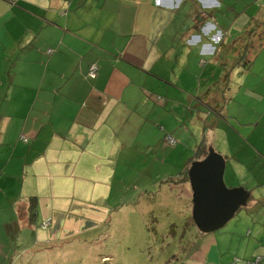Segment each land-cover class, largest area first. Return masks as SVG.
Returning <instances> with one entry per match:
<instances>
[{
	"label": "crops",
	"instance_id": "1",
	"mask_svg": "<svg viewBox=\"0 0 264 264\" xmlns=\"http://www.w3.org/2000/svg\"><path fill=\"white\" fill-rule=\"evenodd\" d=\"M230 7L228 0H0V264H65L70 247L119 236L129 199L154 214L150 196L162 192L191 209L184 225L169 222L167 264H264V132L255 135L264 121V14ZM233 32L260 42L237 64L243 99L222 111L216 151L230 187L250 198L223 229L202 233L191 221L189 169L221 134L205 120L208 103L220 100L217 85L199 71L224 66L215 43L227 47ZM150 166L158 167L153 177Z\"/></svg>",
	"mask_w": 264,
	"mask_h": 264
},
{
	"label": "rangeland",
	"instance_id": "2",
	"mask_svg": "<svg viewBox=\"0 0 264 264\" xmlns=\"http://www.w3.org/2000/svg\"><path fill=\"white\" fill-rule=\"evenodd\" d=\"M228 1L231 6V10L232 8H234L233 10H236V13H239L244 7H246L250 11H259L261 9L262 14H264V0H254L253 4L247 5L244 4V0ZM247 1L249 2V0ZM230 13L231 15L229 16V21L232 22V24L234 23L236 25H240L241 22H234L236 20V15L233 13V11H230ZM252 42H254L255 44H259L260 36H257L256 38L254 33L248 32L246 33V37L243 36L240 38L236 37V33L233 32V35L229 37L228 43H225L227 47L223 45L224 49L221 46V41L220 43H215L217 52L216 58L221 57L220 62L224 64V66L215 65L213 73L211 72V66L207 67L206 65L199 71L200 74L201 72H203L202 70L207 69L209 71L207 75L206 73H204V76H206L209 81L213 80L212 82L217 85L214 91L215 94L219 93L220 97V100L215 101L216 103L210 101L208 103V109L207 111H205V120H209V127L213 126L212 124L214 121L215 133H218L220 131L221 134L218 143L215 145L212 142L210 145V147H213L215 150H220L219 147L222 146L224 139V137L222 138L224 132L223 128L226 124L224 119L221 117L222 111H224L227 103L232 101L233 99H235L234 101L238 102L243 99V96L239 95L240 92H238L240 89V83L242 82V75L240 71H242L243 67L238 66L237 64L241 62V64L243 65V62L247 60V57H249V53H247V49L245 50L244 48H247L248 45L250 46ZM237 68L239 69L237 70ZM208 79H205L204 81L207 82ZM251 102L253 103V101ZM222 123L224 125H222ZM263 124L264 121H262L258 125V130L255 132V135H259L261 132H264ZM253 129L254 128H250L249 133L254 131ZM172 138L177 143L174 148H177L178 141L175 137ZM171 151L172 148L168 146V153L166 155H168ZM186 156L187 155L182 156L183 165L181 167L183 169H185L187 165H185V163H187ZM157 169V166L151 167L149 175H151L152 177L156 175V173L158 172ZM140 170H142V167ZM229 179L230 178L228 175L224 176L227 187L231 188L229 185L231 183ZM136 184V181L130 183L131 186H135ZM153 184L154 183L147 185L148 187L144 185V188L150 189ZM130 190L132 191V188ZM175 196L168 192H162L158 197L151 195L150 201L152 199L154 205L150 209H152V211H155L154 214L153 212L149 213L148 211H145L147 208H145L143 212L141 211V208H135L134 206H132L134 204L133 199H129V201H131V204L126 209V212L128 214H120V218L124 220V227L116 228L115 230L118 232L117 234L119 236L116 235V238H109L103 243H86L70 247L69 253L66 256L65 264H167L165 262V257L167 256V254H165L164 252L162 253V249L164 248L163 246L169 248L168 244L171 242L170 236H172L171 229L173 231L175 230V227L171 228L169 222L170 220H173L175 222L174 224L178 223L179 226L180 224L184 225L188 218L191 216V209H189V212L186 204V199L183 198L186 195L182 196L183 200H179ZM148 197L149 196L141 199L140 202L143 204L145 199H147ZM136 200L138 201L139 198H136ZM167 210L168 212L166 213ZM169 212L171 214H168ZM154 219L157 222H154L156 232H149L147 228L151 227V225L153 226L152 222ZM126 224L127 227L125 226ZM184 232L185 229L183 230V233ZM179 233H182V229L178 231V234ZM106 256H108V259L102 261V259ZM54 262L57 263L56 261ZM54 262H52V264H54Z\"/></svg>",
	"mask_w": 264,
	"mask_h": 264
},
{
	"label": "water",
	"instance_id": "3",
	"mask_svg": "<svg viewBox=\"0 0 264 264\" xmlns=\"http://www.w3.org/2000/svg\"><path fill=\"white\" fill-rule=\"evenodd\" d=\"M225 170L224 156L213 147L204 159L194 162L189 169L192 218L202 233L223 229L241 208L248 205L250 193L243 187H227Z\"/></svg>",
	"mask_w": 264,
	"mask_h": 264
},
{
	"label": "built area",
	"instance_id": "4",
	"mask_svg": "<svg viewBox=\"0 0 264 264\" xmlns=\"http://www.w3.org/2000/svg\"><path fill=\"white\" fill-rule=\"evenodd\" d=\"M51 52H52L51 50L48 51V53H51ZM98 71H99V66L94 63L89 68L88 76L90 78H94V77H96ZM168 142L170 144H172V145H174L176 143V141L174 139L170 138V137L168 138ZM244 264H262V263H261L260 259H256L254 261L247 262V263H244Z\"/></svg>",
	"mask_w": 264,
	"mask_h": 264
},
{
	"label": "trees",
	"instance_id": "5",
	"mask_svg": "<svg viewBox=\"0 0 264 264\" xmlns=\"http://www.w3.org/2000/svg\"><path fill=\"white\" fill-rule=\"evenodd\" d=\"M208 152H206V154H207ZM32 201L34 202V203H32V206H31V208H32V210L33 211H35L36 210V200L35 199H32ZM191 221H192V223L194 222V220H193V218H191ZM194 224H195V222H194ZM149 231H151V232H155V228L154 227H149ZM171 231H172V233L174 232L172 229H171Z\"/></svg>",
	"mask_w": 264,
	"mask_h": 264
}]
</instances>
